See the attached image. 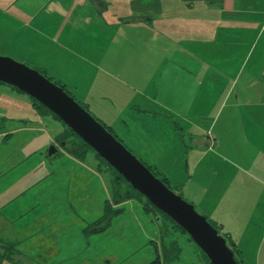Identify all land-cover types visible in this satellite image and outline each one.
I'll list each match as a JSON object with an SVG mask.
<instances>
[{
    "label": "rangeland",
    "instance_id": "374dc122",
    "mask_svg": "<svg viewBox=\"0 0 264 264\" xmlns=\"http://www.w3.org/2000/svg\"><path fill=\"white\" fill-rule=\"evenodd\" d=\"M151 6L156 7L155 4ZM127 14V18L131 17L130 13ZM4 17L0 16V19H7ZM12 39L6 29L0 30V56L35 69L30 63L23 62L22 54L16 55L17 52L9 49ZM128 39L127 60L116 63L114 60L117 58L112 55L109 66L111 70L112 67H119L125 78L133 77L142 88L134 92L126 91L122 86L127 83H121L115 74H110V78L116 82L113 83L112 94L155 101L166 113L159 111V114L179 124L180 129L184 128L185 131L202 127L207 137L217 139L220 156L216 162L226 166L224 172L227 169L234 170L235 176L243 184H249L248 192L251 195L264 192V144L262 141H252L255 121L252 126L249 117L253 113H264V100L258 97L262 88L234 90L230 93L229 98L238 104L235 105L234 118L232 115L226 118L233 109L231 103L228 106L222 104L227 86L220 90L219 85H207L211 80L214 82L221 77L217 79L214 72L207 73V84L201 83V76L198 78L201 87L192 86L190 81H194V78L185 70L193 71L194 65L198 63L189 62V56L179 52L172 54V48L176 46V50L184 51L188 49L187 44L174 40L175 46L172 47L162 38L159 41L146 37L142 40L141 34L136 33L129 35ZM134 40L137 44L142 43L146 52L157 48L159 56L154 62L160 68L153 69L149 63L141 71L142 65L137 63L140 60L133 55ZM192 48L195 50L197 46ZM173 62L175 64L170 66ZM169 66L166 83L162 79L164 75L161 74V67ZM251 66L252 62L245 69ZM66 91L70 94L69 90ZM79 103L88 110L85 104ZM95 105L109 121L111 113L104 106ZM90 107L88 112L97 121L109 129L159 179L164 180L161 170L156 171L139 158L121 140V134L109 128L107 120H100L96 116L93 104ZM199 114L201 116H193ZM182 115H188V118H180ZM23 125L32 130H20L12 137L6 134ZM62 135L69 136L68 141L76 144L79 156H73L59 146L61 154L48 158L50 146L58 144ZM176 142L179 147L182 146L179 135ZM170 148L151 153L163 162L162 166L169 173L173 170L171 161L177 152L174 147ZM208 157L214 156L209 153ZM177 158L175 171L179 179L172 184L167 183V180L165 182L173 192L186 200L183 194L185 174L180 167L184 155L178 152ZM241 186L239 189L243 191L244 187ZM8 211L15 217L10 222L2 216L7 215ZM157 214L150 210L145 198L119 180L115 171L92 149L71 135L54 115L40 106H34L27 94L0 83V264H210L189 235ZM103 226H107L104 231H96ZM238 249L246 255L240 264H264L263 258L260 260L256 257V249ZM260 251L263 253L264 248Z\"/></svg>",
    "mask_w": 264,
    "mask_h": 264
},
{
    "label": "crops",
    "instance_id": "0c3cea01",
    "mask_svg": "<svg viewBox=\"0 0 264 264\" xmlns=\"http://www.w3.org/2000/svg\"><path fill=\"white\" fill-rule=\"evenodd\" d=\"M37 1L0 0V16L7 17L0 19V30L6 29L13 37L9 49L17 52L16 55L22 54L23 62L30 63L47 78L69 90L88 110L93 104L96 116L108 121L95 103L104 106L111 113L106 123L109 128L117 130L121 140L139 158L156 171L161 170L169 184L179 179L175 169L178 152H181L184 155L180 167L185 174L183 194L186 200L224 232L237 248L256 249V257L264 259V252L260 251L264 248V192L251 195L249 184L244 185L234 170L224 172L226 166L216 162L220 156L217 139L207 137L202 127L185 131L179 124L160 115L159 111L164 114L165 110L155 101L113 95V83L116 82L110 74H115L121 83H127L122 86L126 91L134 92L142 85L133 77L125 78L119 67L111 70L109 66L112 55L117 58L116 63L127 60L128 38L135 33L141 34L142 40L145 37L152 41L162 38L170 43L168 46L174 45V40L184 42L188 49L179 51L174 45L171 52L189 56V62L198 63L193 71L185 70L194 78L190 84L199 87L201 83L207 84L211 72L217 79L221 77L207 85H219L220 90L227 86L222 104L228 106L231 103L233 109L226 118L232 115L233 119L238 103L229 95L234 90L260 87L262 92L258 97L264 100V0H101L104 4L98 2L97 5L91 0ZM153 4L156 7L151 6ZM127 12L134 18L151 16V20L129 22L126 21ZM132 45L133 55L142 65L141 71L149 63L153 69L160 68L154 62L159 56L157 48L146 52L142 43L137 44L135 40ZM194 46H197L195 50ZM251 62V68L245 69ZM170 66L161 67L166 83ZM187 116L180 118L185 120ZM249 117L252 126L255 123L252 141L264 144V113H253ZM27 129L32 130L23 125L6 134L12 137ZM178 135L182 140L180 147L176 142ZM170 147L177 150L171 161V174L162 166L161 160L152 156L153 152L162 148L171 150ZM209 153L214 157L209 158ZM239 186L244 187L243 191ZM2 216L9 222L15 218L9 211ZM241 255L246 258L244 251Z\"/></svg>",
    "mask_w": 264,
    "mask_h": 264
},
{
    "label": "water",
    "instance_id": "95a60500",
    "mask_svg": "<svg viewBox=\"0 0 264 264\" xmlns=\"http://www.w3.org/2000/svg\"><path fill=\"white\" fill-rule=\"evenodd\" d=\"M99 1L91 0L96 5ZM134 19L151 20L143 16V18L129 17L126 21L130 22ZM0 83L17 88L56 115L67 129L72 130L92 148L134 190L182 228L211 264H239L227 240L207 218L200 214L193 204L173 192L61 86L37 70L1 56ZM66 136L62 135L59 138V144L61 143L60 145L71 154L77 155L78 151L74 144L64 141ZM59 154H61L59 147L52 144L48 150V158H55ZM105 228L107 226L96 231L102 232Z\"/></svg>",
    "mask_w": 264,
    "mask_h": 264
},
{
    "label": "trees",
    "instance_id": "16d2710c",
    "mask_svg": "<svg viewBox=\"0 0 264 264\" xmlns=\"http://www.w3.org/2000/svg\"><path fill=\"white\" fill-rule=\"evenodd\" d=\"M58 85V84H57ZM60 86V85H59ZM63 88V87H62ZM15 89H17V88H15ZM64 89V88H63ZM18 90V89H17ZM65 91H66V89H64ZM20 91V90H19ZM21 92V91H20ZM67 92V91H66ZM25 94V93H24ZM31 98V97H30ZM31 100H33V103H34V106H36V107H38V106H40L42 109H44V110H46L47 112H49L50 114H52V115H54L52 112H50L45 106H43L42 104H40L39 102H37L36 100H34L33 98H31ZM38 105V106H37ZM38 109V108H37ZM88 111V110H87ZM59 121H61L56 115H54ZM62 122V121H61ZM63 123V122H62ZM64 124V123H63ZM64 126H65V124H64ZM106 128V127H105ZM107 129V128H106ZM69 130V132L71 133V135H74V136H76L81 142H83L75 133H73V131L72 130H70V129H68ZM108 131H109V129H107ZM69 140V136H66L65 138H64V141L65 142H69L68 141ZM58 142H59V140H58ZM71 143H73V142H71ZM84 144H85V142H83ZM74 144V146H75V148H76V144L75 143H73ZM87 147H89L87 144H85ZM90 148V147H89ZM77 149V155L79 156V149L78 148H76ZM90 149H92V148H90ZM93 150V149H92ZM94 151V150H93ZM95 152V151H94ZM96 153V152H95ZM71 154V153H70ZM97 154V153H96ZM73 155V154H72ZM77 155H73V156H77ZM98 155V154H97ZM99 156V155H98ZM100 157V156H99ZM101 158V157H100ZM102 159V158H101ZM103 160V159H102ZM103 161H105V160H103ZM106 162V161H105ZM107 163V162H106ZM108 164V163H107ZM109 165V164H108ZM109 167L111 168V169H113L110 165H109ZM114 170V169H113ZM151 170V169H150ZM115 171V173H116V175H117V177H118V179L119 180H122L124 183H127L125 180H124V178L116 171V170H114ZM152 171V170H151ZM167 186H168V182L166 183L165 182V180H162ZM127 185H129V187L131 188V189H133V187L129 184V183H127ZM133 191H135V193H137L138 195H140L141 197H143V198H145L144 196H142L139 192H137L136 190H134L133 189ZM130 199V198H129ZM128 199V200H129ZM146 199V198H145ZM146 201L148 202V204H149V207H150V210L151 211H155V212H158L163 218H165L166 220H168V221H170L172 224H174V225H176V227H178L179 229H181V231H183L186 235H188L182 228H180L175 222H173L169 217H167L166 215H164L163 213H161L160 211H158L154 206H152L151 204H150V202L146 199ZM207 220H208V218H207ZM209 221V220H208ZM210 222V221H209ZM211 223V222H210ZM212 225H213V227H215L218 231H219V233L221 234V231L213 224V223H211ZM222 236H224V235H222ZM224 238L227 240V243H228V245H229V247L231 248V250L234 252V254H235V259L237 260V262L240 264L241 262H242V255H241V252H240V250L236 247V245L234 244V242H232L231 240H229V238H227L226 236H224ZM191 239V238H190ZM192 240V239H191ZM204 254V253H203ZM206 256V255H205ZM206 258H207V256H206ZM208 259V258H207ZM239 259V260H238ZM209 260V259H208ZM209 263L211 264V262L209 261Z\"/></svg>",
    "mask_w": 264,
    "mask_h": 264
},
{
    "label": "flooded vegetation",
    "instance_id": "af4514ba",
    "mask_svg": "<svg viewBox=\"0 0 264 264\" xmlns=\"http://www.w3.org/2000/svg\"><path fill=\"white\" fill-rule=\"evenodd\" d=\"M100 1H101V0H100ZM100 1H99V2H100ZM100 3H101V4H104V3H102V2H100ZM105 4H106V3H105ZM106 7H107V5H106ZM54 144H56L58 147L61 146V145H60L61 143L59 144V142H58V144H57V143H54Z\"/></svg>",
    "mask_w": 264,
    "mask_h": 264
}]
</instances>
